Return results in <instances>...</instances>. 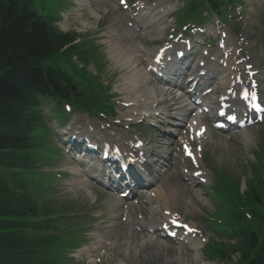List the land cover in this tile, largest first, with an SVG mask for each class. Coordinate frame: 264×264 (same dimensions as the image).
Here are the masks:
<instances>
[{"label": "trees", "instance_id": "obj_1", "mask_svg": "<svg viewBox=\"0 0 264 264\" xmlns=\"http://www.w3.org/2000/svg\"><path fill=\"white\" fill-rule=\"evenodd\" d=\"M52 23L53 18L40 16L30 0H0V167L4 169H28L34 164L29 137L39 126L37 94L73 91L66 87L71 79L63 67L50 64L59 54L66 61L73 57L75 48H65L73 37ZM19 174L10 179L0 172V264H58L52 252L55 238L48 234L52 223L28 222L38 210ZM251 199L260 201L256 192ZM248 243L254 251L249 264H264V242L259 245L251 233Z\"/></svg>", "mask_w": 264, "mask_h": 264}, {"label": "rangeland", "instance_id": "obj_2", "mask_svg": "<svg viewBox=\"0 0 264 264\" xmlns=\"http://www.w3.org/2000/svg\"><path fill=\"white\" fill-rule=\"evenodd\" d=\"M61 1H62V4L59 7H62L66 3V0H35V3L39 5L40 11H42L43 13H48L52 9L53 2L58 3L60 5L59 2ZM253 10H254L255 15H258V16L260 15L258 8L254 7ZM253 10H252V14H253ZM185 13L189 16L192 15L191 12L188 10H186ZM180 15L181 14L177 16L180 17ZM83 16L86 20H88V16L86 14H83ZM61 20L59 19L58 24L64 31L77 30L78 32L83 33L86 36H90L91 39L95 36L96 32L94 29L96 28H94V26L89 27L90 24L88 22L83 28L81 27V25H79V23H77V21L73 24V22L64 23V21H61ZM89 22L91 21L89 20ZM262 25H264V23ZM256 29H259V26L256 27ZM257 34H259V32H257ZM156 47L157 45L155 44H148L146 48L149 51L153 52ZM108 57L109 56L107 53V58ZM114 64L115 62L109 59L108 63H106L105 65H101L98 62V60L94 57L92 60V63L89 65V70H91L90 72L94 74H102L103 79H101V83L103 86H107L110 80L115 78L112 81L110 90L107 92V94L110 96V100L113 98L115 99V109L117 113L114 118H116L117 120L128 119V114H126V110L121 109L119 105H116L117 97H119V94H117L116 92L117 91L116 86H119L120 83L118 82L120 81L121 77H124V73H122L121 71L120 72L116 71ZM164 105H170V104L165 102ZM53 113H54V110L52 114ZM48 127L50 131H52V126L48 125ZM256 129H257V134H256L255 141L249 145H245L244 143H241L240 145L235 147L233 146L234 142L232 140L227 141L225 139H221V137L219 135L216 136V134H213L209 138L207 143H206V140L203 143V145L206 144L205 151L212 154L213 156L210 162H214L213 163L214 166H216V168H219V170H221V173H222V174H219L218 180H215L213 178V174L209 171L208 167L205 166L204 164H200L201 169L204 170L206 173H208L207 181L209 185H212V186L218 185L219 187L224 188L225 191H228V188L230 187L229 183H232V188L230 190V196H229L231 198H238L237 194L244 192V190L246 189V181L249 179H251L254 184L259 183V188H262V184H261L262 181L260 180L262 177H264V172L261 174L258 173L257 170L254 172L253 170L254 167H253L252 162L256 159V156H260L264 158L263 149L261 148V142L259 139L260 131H261L260 132L261 137H263L264 139V123L258 124L256 126ZM54 138H55L54 141H55L56 148L60 150L59 152L60 158L57 161L51 158L48 164L44 163L42 160V157L48 153L49 146L46 145L45 142L40 143L41 149H40V152L36 155L37 160H38V163L36 164V166L38 167V170L40 171L42 175L41 176L42 179L36 180L33 183L31 192L35 193L41 187V183L43 187L42 190L48 189L51 192L48 195V197L45 195L43 196L44 198H46L47 201L51 203L53 209L56 211L54 214L51 213L50 215H56V216L59 215L60 216L59 218L64 220V222L63 221L62 222L63 224H65L64 228L66 229L74 230L78 226H80L79 228L82 229V232L84 233L83 235L86 236L88 239V242L83 244V246L88 247L92 245L94 242H96L97 240H99L97 235H100L101 237L99 238H102V240H106V239L114 240V241L117 240L119 244L120 242L126 243L127 241L126 232L129 230L128 229L129 223L127 222L126 224V222L123 221L124 220L123 218H127L130 222L131 221L140 222L141 215H143V218L147 219L148 214H149V208L151 205V203L144 202L146 200L147 195L143 194L140 198H138V200H136L137 203L141 201L139 203L140 211L138 209H135V214L133 216L131 215L129 217L128 216L124 217L126 215H123V216L121 215L120 216L121 219L117 220L118 222H122L121 224H117L114 227L109 226L108 228L101 227L102 225L111 223L109 221L110 217H107L106 215L102 217V214L104 215V213L102 212L105 210L104 208L109 209L110 207V205L107 203L109 199V195L108 194L105 195L103 191H100V188L92 184H90L89 186L90 188L89 193L87 192L89 196L87 195L85 191L87 187H85V189L79 188L80 189L79 190L78 187H73L70 185L74 182L73 180L76 179L75 178L76 176L72 173V168H74V166L76 165L71 160V158L68 156L67 150L63 148L60 140L56 136ZM237 139L243 142V138L241 136H239ZM219 147L221 148L219 149ZM165 148L167 147L163 146L162 150H160V148L158 147V150L163 151ZM263 148H264V145H263ZM259 165H260L261 171H263L261 168V164ZM185 166H187V168L190 169L191 171H193L195 168V165L188 166L187 164H185ZM179 168H180L179 162L178 161L174 162V166L171 167L170 172H168L164 178H167L170 175V173H175L176 175H178V179L175 181L184 182L183 180H181V178H183V175L179 171ZM224 173H227V176L229 174L231 175L229 177V181L226 178ZM163 180L161 181V184L157 182L154 188L159 189V185H161V187L166 188L167 186L164 184ZM46 185H47V188H46ZM251 187H252V183L250 181H247V188L250 189ZM193 190L197 194H201L202 198L205 200V203H207L205 205H208V207L206 206V208L204 209L206 214L212 217L214 216L217 217V213L221 214V206L219 205V203L216 204L215 199L210 189L206 188V190H209V191H205L204 187H193ZM217 192H220V190H217L216 193ZM46 200L45 199L42 200V203H44L43 205L44 209L50 206L49 203H45ZM37 204H38L37 208L39 206L40 212L42 213L44 210H43L41 202L37 201ZM136 207L138 206L136 205ZM192 209L194 210V208H189V210H192ZM201 209L202 208H200V210L197 209V219L194 221V223L197 224V226L201 225L200 227L204 229V231H207V236H211L213 239H217V242L219 243V245L224 246L225 250H231V246H232L231 244L233 242H230L228 244L227 239L223 238L220 235L215 234L212 231L209 232L207 230L206 221L202 222L203 224L199 223V220L202 217V215L199 214V212H201ZM116 211H113V212H116ZM119 212H122V211L120 210ZM185 215H188V216H185L186 218L184 217L185 220L187 222H192V215L188 214L187 212H185ZM80 218H85L81 222H79L80 225L79 223L73 222L75 219H80ZM221 218H224V217L221 216ZM132 227H133L132 233H134L135 235L131 237V243H135L136 248H140V245L138 243H139V240L144 230L142 227H137L135 225H132ZM106 231H109V234H105ZM63 232L64 231L62 230L59 231V233L61 234H63ZM76 236H77L76 231L75 232L70 231V232H67L64 237H66V239L68 240H75ZM159 242H163L164 244L169 246V250H172L174 254L171 251L166 252L165 250L160 249L161 254L158 255L153 250L145 249V252L141 253L142 254L141 257L144 256V257H147L148 259L147 261L141 258L138 259L139 264H174L176 261L178 262L177 264H179L180 261L178 260V253L175 250L176 248H183V249L187 248L186 244L185 243H173L171 241H168L162 238L161 239L159 238ZM116 245L118 244L116 243ZM112 250H113L111 252L112 255H114L115 252H121L120 250H118V247ZM62 252L63 250L59 248V253H62ZM229 255H232V257H234L235 259L237 258V255H234L233 253ZM130 256L133 258H135L136 256L140 257V252L137 255L135 252H132ZM70 257L73 259H76L72 262L74 264H87V261H88L87 254L83 252L81 248L80 250L71 251ZM122 260H123V264H125L126 258L125 260L124 259ZM129 260L131 261L130 258ZM84 261H86V263ZM104 264H118V259H116L114 256L108 255L107 261Z\"/></svg>", "mask_w": 264, "mask_h": 264}, {"label": "bare ground", "instance_id": "obj_3", "mask_svg": "<svg viewBox=\"0 0 264 264\" xmlns=\"http://www.w3.org/2000/svg\"><path fill=\"white\" fill-rule=\"evenodd\" d=\"M161 20V19H160ZM139 47L137 45L134 46V48L132 50H128L129 53H126L125 56L123 57L124 53L122 54V56L120 57V54L122 53L120 49L119 51H117L116 53H109L111 56V58L114 60L115 62V68L119 69V71H125L126 73H130L128 75H125L124 77V84H126L127 82H129V84L132 86V80L131 78H134L136 81H139L141 79H143L145 76L140 73L139 69H136L138 67L137 65V59H136V54H137V50L136 48ZM133 58H135V60H133ZM132 70V71H131ZM257 78L259 80H261V78L259 76H257ZM145 82V80H144ZM123 88H120V92L123 93L122 95H124V99H126L128 101V103L130 102L132 104V108L131 110H136L137 107L139 106V109L144 107V110H148V111H152L151 114H155L154 112V107H153V103L157 102L158 100H164L170 97L169 93H162V92H155L152 91L151 89L146 88L145 87H140L139 83L137 84L136 87H125L123 85ZM138 91H140L141 93H137ZM176 97V96H175ZM133 98H140V102L139 103H132ZM189 110V107L185 106V107H181V113L184 114ZM192 112H196L195 109H193L191 111ZM156 115V114H155ZM198 118L195 116L193 117L192 122V126L191 128L203 133V135L206 133V129L200 125V126H196L195 124L198 122ZM244 142L247 144H250L251 142H253L252 140H254V135L251 131H244ZM145 167L142 168L145 169ZM150 180V177L145 180L146 184L148 183V181ZM84 185V183H82ZM144 184V183H143ZM82 185V186H83ZM85 186V185H84ZM146 186V185H145ZM147 186H150V184H147ZM155 190V189H154ZM148 191V190H147ZM159 192V191H158ZM159 194V193H158ZM158 194H156L154 191H150L147 193V202H149L150 200H155L157 199ZM160 197H162L166 202L167 205L164 204V213L167 219H169L168 221L171 220H177L176 218L178 217V213L172 209L171 205H176L177 204V200L172 197V194L169 192H164ZM198 200V199H197ZM183 204H185L186 202H182ZM160 204H157L156 208H159ZM152 207V206H151ZM175 217V218H174ZM164 218V219H166ZM146 232L149 233V235H147V238H143L142 239V245L146 244L145 248L148 247L149 250H154L158 255L161 254L160 251V247L158 246L157 238L153 239L155 237L154 232L151 231L150 228L145 229ZM132 232L129 230L128 234H127V244L129 243L130 240V236H131ZM114 242L111 243H107L106 241H102V240H97L96 242H94L92 245L93 246H89L84 248V251L87 252V254L89 255L88 258H91V260H89V264H104L107 261V256L111 255L114 256L116 259H118V264H123V260L121 259V255L122 256H127L129 255V253H132V249H128L127 248L123 251V253H118L115 252L114 255L111 254V252L113 251L112 249H115L118 247V245L114 244ZM192 246L197 249L199 246L198 242H195L192 244ZM123 245L120 244V248H122ZM161 247H163V245H161ZM144 252V249H142ZM178 254L180 255V251L178 252ZM141 256V255H140ZM97 257H99V259H97ZM150 258V257H149ZM143 259L145 261H147L148 258L145 259V257H143ZM151 259V258H150ZM191 259H188V262H190ZM138 262V258H136L133 263H137ZM194 262V260H193ZM147 263V262H146ZM173 263V261H172ZM185 261L181 262V264H184ZM125 264H129V261H127Z\"/></svg>", "mask_w": 264, "mask_h": 264}, {"label": "snow or ice", "instance_id": "obj_4", "mask_svg": "<svg viewBox=\"0 0 264 264\" xmlns=\"http://www.w3.org/2000/svg\"><path fill=\"white\" fill-rule=\"evenodd\" d=\"M186 227V226H185Z\"/></svg>", "mask_w": 264, "mask_h": 264}]
</instances>
